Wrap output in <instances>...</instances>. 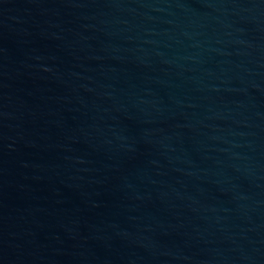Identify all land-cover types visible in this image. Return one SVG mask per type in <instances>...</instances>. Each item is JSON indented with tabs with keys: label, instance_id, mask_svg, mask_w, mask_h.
Segmentation results:
<instances>
[{
	"label": "water",
	"instance_id": "obj_1",
	"mask_svg": "<svg viewBox=\"0 0 264 264\" xmlns=\"http://www.w3.org/2000/svg\"><path fill=\"white\" fill-rule=\"evenodd\" d=\"M0 264H264V0H0Z\"/></svg>",
	"mask_w": 264,
	"mask_h": 264
}]
</instances>
